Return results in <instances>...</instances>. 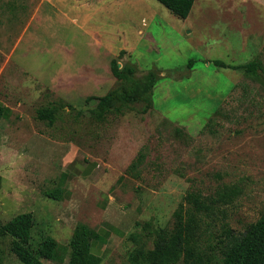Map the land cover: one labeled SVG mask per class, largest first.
<instances>
[{"label":"rangeland","instance_id":"1","mask_svg":"<svg viewBox=\"0 0 264 264\" xmlns=\"http://www.w3.org/2000/svg\"><path fill=\"white\" fill-rule=\"evenodd\" d=\"M112 58L132 80L111 74ZM252 59L264 67V0H195L185 19L157 0H0V224L31 212L36 247L47 235L67 245L85 223L100 231V264H131L188 192L236 186L198 231V264H216L223 226L239 233L264 214V74L213 64ZM140 150L135 178L125 170ZM10 241L0 264H22Z\"/></svg>","mask_w":264,"mask_h":264},{"label":"trees","instance_id":"2","mask_svg":"<svg viewBox=\"0 0 264 264\" xmlns=\"http://www.w3.org/2000/svg\"><path fill=\"white\" fill-rule=\"evenodd\" d=\"M172 14L185 19L195 0H157ZM123 50H120L121 54ZM193 59H189L191 67ZM218 67L243 69L246 75L257 76L264 74V67L258 59L238 65L227 64L221 60H214ZM111 74L120 80H132L133 68L119 69L115 58L110 60ZM260 71V73L258 72ZM108 92L98 98L99 113L108 109L114 97ZM123 100L137 99L134 91H124ZM9 114V109L0 102V119ZM39 120L52 125L55 120L54 111L48 107L36 111ZM210 122H207L208 126ZM145 158L144 150H140L127 166L125 172L135 178L139 177L138 168ZM238 194L236 186L225 185L217 192L216 197L205 198L199 192H188L184 197L185 204L180 203L174 212L175 222L171 229L159 227L155 230L153 247L135 246L129 252L128 259L131 264H198L201 257L197 254V237L205 216L215 212L217 204H227ZM45 195L59 199L61 189L46 191ZM187 205V206H186ZM34 216L31 212L18 213L0 224L1 238H11L9 250L22 264H46L44 260H51L64 264H100L102 258L91 250L92 243L97 240L100 231L93 229L85 223H78L67 245L58 243L53 237L47 235L38 246L32 247V229ZM108 235V232L105 234ZM222 239L216 264H264V214L256 221L248 224L242 232H234L227 225L222 228ZM106 237V236H105ZM67 259V260H66ZM66 261V262H65Z\"/></svg>","mask_w":264,"mask_h":264}]
</instances>
